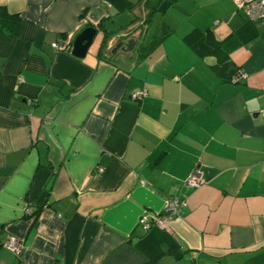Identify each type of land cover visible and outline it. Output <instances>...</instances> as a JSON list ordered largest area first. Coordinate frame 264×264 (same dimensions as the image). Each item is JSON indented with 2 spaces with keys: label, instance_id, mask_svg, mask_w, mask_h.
Returning <instances> with one entry per match:
<instances>
[{
  "label": "crops",
  "instance_id": "obj_1",
  "mask_svg": "<svg viewBox=\"0 0 264 264\" xmlns=\"http://www.w3.org/2000/svg\"><path fill=\"white\" fill-rule=\"evenodd\" d=\"M119 5L0 0L19 20L0 33V264H264V25L232 0Z\"/></svg>",
  "mask_w": 264,
  "mask_h": 264
},
{
  "label": "built area",
  "instance_id": "obj_2",
  "mask_svg": "<svg viewBox=\"0 0 264 264\" xmlns=\"http://www.w3.org/2000/svg\"><path fill=\"white\" fill-rule=\"evenodd\" d=\"M236 8L243 13L246 20L249 22L264 25V0H232ZM52 47L57 48V43L52 44ZM243 73L237 71L231 78L232 83H236L240 77H243ZM139 93L132 94L133 99H137ZM101 171V170H99ZM186 184L189 188H197L203 184V179L198 171H194L188 177ZM179 204L176 201H169L167 204L165 215L163 218H155L153 221L154 226L161 227L164 223L171 220L176 216L178 212ZM28 214H31L30 210H27ZM139 223L147 230L150 227V223L146 216H142ZM2 246L10 250L15 256H19L22 245L14 238H9Z\"/></svg>",
  "mask_w": 264,
  "mask_h": 264
},
{
  "label": "water",
  "instance_id": "obj_3",
  "mask_svg": "<svg viewBox=\"0 0 264 264\" xmlns=\"http://www.w3.org/2000/svg\"><path fill=\"white\" fill-rule=\"evenodd\" d=\"M96 35V29L88 27L83 29L73 40L71 46V55L82 59L85 57L92 41ZM136 41L134 39H129L126 42H119L115 46L116 50H121L122 52H132Z\"/></svg>",
  "mask_w": 264,
  "mask_h": 264
},
{
  "label": "trees",
  "instance_id": "obj_4",
  "mask_svg": "<svg viewBox=\"0 0 264 264\" xmlns=\"http://www.w3.org/2000/svg\"><path fill=\"white\" fill-rule=\"evenodd\" d=\"M125 0H106V2H108L109 4L115 6L117 9H121L120 7V3H122ZM128 6V5H127ZM19 26V20L18 17L16 16H12V15H8L4 9L0 8V33L6 36H15L17 33V29ZM197 43L195 45H193V47L195 49H197ZM213 49L215 51H219L218 49V45L217 44H213ZM218 46V47H217ZM224 61V59H221V65L217 66L216 69L219 70V73L223 72L224 67L222 66V62ZM226 65V63H223ZM236 74V71H230L227 75V80H231V78Z\"/></svg>",
  "mask_w": 264,
  "mask_h": 264
}]
</instances>
